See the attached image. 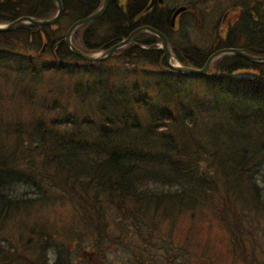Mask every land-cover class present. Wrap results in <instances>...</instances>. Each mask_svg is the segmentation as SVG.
I'll use <instances>...</instances> for the list:
<instances>
[{
	"label": "trees",
	"instance_id": "1",
	"mask_svg": "<svg viewBox=\"0 0 264 264\" xmlns=\"http://www.w3.org/2000/svg\"><path fill=\"white\" fill-rule=\"evenodd\" d=\"M101 1L62 0L64 9L56 25L62 22L69 25L90 14ZM0 4V8L4 6L3 9H7L4 13L0 9V20H10L26 14L48 18L56 11L54 0H39V7L37 0H0ZM144 5L140 3L141 12H147L142 11ZM24 10H27L26 13ZM121 20L122 12L118 8L117 0H110L104 15L84 24L73 36L79 39L82 47H87L89 42H95L94 45L88 46L89 51L104 50L122 39L130 29L148 23L141 20L133 25H124ZM42 27L43 25L21 24L8 33L10 35L5 33V36L10 39L11 36L17 37L19 32H22L25 37L22 41L27 38L31 45H36L37 39L41 43L43 41L40 29ZM101 27H107L102 36ZM43 34L46 35L47 43L51 44L53 38H48L50 32ZM150 37H153L152 34L144 31L138 35L141 43ZM63 38L64 35L56 34L54 42L63 45ZM6 46L0 45L3 53H6ZM9 46L11 47L8 49H12L15 45ZM16 52L21 54L20 51ZM27 53L32 55L33 51ZM261 53L264 54V51ZM115 56H118L119 61H123L126 67L130 63L131 68H136V64L131 63L132 59L136 58L156 70L142 74L148 77L138 81L143 88L144 84L153 88L171 85L172 76H176L175 82H181V77L185 76V73L161 69L160 62H163V59L158 58L156 51L130 45L116 50L111 57ZM33 57L16 60V63L18 66L23 62L31 65ZM179 58L191 66L204 62V58L198 57ZM60 60L83 62L87 66L84 70L77 67L72 70L68 67L69 64L60 67L61 70L68 68L66 70L71 72L67 73L73 75L80 71L89 74L96 72L94 75L97 80L88 82L86 87L83 83L74 87L71 93L78 104L73 109L76 112L64 115L62 120L60 117L55 119L53 124L56 126L59 123L57 128L39 122L40 120H33L24 124L26 139L24 136H18L17 141L12 144L7 141L11 131L1 125L0 121V229L5 219L32 203L30 198L16 197L10 193L7 184L10 183L9 177L14 174L15 177H18V174L19 177H24L26 182H32L37 192H42V186L50 185L56 189L66 188L68 193H73L80 199L89 196L91 203L86 209L90 215L99 208L97 201L104 194L105 199L109 200L115 196L130 197L142 211L158 212L161 209L162 214L167 216L181 210L182 206L192 210L206 204L213 211V208H217L215 200L212 201L213 197L215 199V192L221 191L225 202L216 209L218 219L225 222L224 227L233 235L232 239L237 236L241 227L250 225L252 212L258 214L262 211L264 200L260 198L262 194L253 180V174L257 170H253V167H258L264 160V64L251 63L237 55H224L214 61L213 76H201L205 78L210 92L214 95V104L208 106L206 112L212 116L211 120L215 118V133L226 134L228 130H236L241 134L228 136V141H214L206 140L202 134L195 137V132L199 131L198 127L207 125V121L199 120L203 116L200 106L189 103L184 106V102L180 100H169L167 90H164L161 97L164 105L149 108L145 123L133 124L132 120L136 119L135 106L140 108L147 102L145 96L136 93L139 85L134 87V84H130L126 79L120 82L118 78H112L113 68L109 65L102 68L104 61L89 62L69 50L61 55ZM54 66L49 69H56ZM245 67H253L255 70L243 75L235 74V70ZM225 69L232 74L224 73ZM138 70L143 71L141 68ZM138 70H134V73H138ZM139 74L141 73L137 75ZM168 97L171 98V95ZM1 115L4 114L0 110ZM24 115V119L17 120L23 123L30 119L26 117L27 113ZM28 115L33 118L32 114ZM18 125L20 127L22 124ZM130 127L135 129V134L131 132L129 135ZM204 141L208 144H204ZM228 142L229 146L226 145ZM218 178L223 182V187L218 185ZM144 179H152L162 184L171 183L182 188L184 183H187L189 187L185 198L182 191L143 192L139 181ZM228 200L242 206V211L239 207L236 209L237 217H227ZM100 204L103 205L102 202ZM243 204L247 205V209H244ZM117 207H121L123 213L128 212L124 203ZM91 219L94 220L93 216ZM131 221V224L136 226V219ZM92 229L95 231L94 227ZM94 231H91V234ZM102 233L99 231L92 235V245H99ZM7 248L0 242V263L8 260L5 256L10 255ZM242 249L246 251L245 247ZM259 262L264 264L262 259ZM55 264H59V259Z\"/></svg>",
	"mask_w": 264,
	"mask_h": 264
},
{
	"label": "rangeland",
	"instance_id": "2",
	"mask_svg": "<svg viewBox=\"0 0 264 264\" xmlns=\"http://www.w3.org/2000/svg\"><path fill=\"white\" fill-rule=\"evenodd\" d=\"M37 2L39 3V0H37ZM54 3L56 5L55 15L57 12V4L55 1ZM205 4L206 3L202 0H198V6L201 9L204 8ZM3 8L4 6L0 8L2 12H7V9ZM23 9H25V7H23ZM26 11L27 10H24L23 12L26 13ZM28 16L34 17L33 15ZM14 19L0 20V24L10 23ZM56 23L57 22L50 25H43V27L40 28L42 30L43 44L39 42L40 40L38 41V39L36 45H31L26 40L27 38L22 41L21 39L25 37L22 36V32H19L17 37L11 36L12 38H10L12 39L11 44L13 46L15 45L12 49H8V47H11L8 45L6 46V53L0 50V110L2 114H4L1 115L0 118L5 122L1 119L0 121L3 123H1V125L6 126V128L11 131L7 141L12 144L15 140L17 141L18 136H24L26 139V128L24 124L31 123L33 120H40L39 122H45L47 125L57 128L59 123L55 126V124H53L55 119L59 117L61 119L64 115L75 114L76 112L73 109L78 104L71 93L74 87L78 83H83L86 87L88 86V82L92 83V81L97 80L96 75H94L96 72L89 74L80 71L73 75L67 73V71H70L66 70L68 68L61 70L60 66L65 64H69L70 66L68 67L72 70L76 67L84 70L87 66L83 62L77 60L76 62L75 60H58L54 57L55 55L47 51L48 49L46 47L44 48V42L47 41L45 38L46 35H44L43 32L46 34L50 32L48 38L52 37L53 43L56 34L64 35L65 38L66 31L72 24L70 23L68 25L62 22L56 25ZM21 24L30 23L22 22L16 26ZM84 24H81L74 30L71 35V42L87 55H94L101 52L102 49L89 51L90 47L88 46L94 45L95 42H89L90 44H88L87 47H82L79 44V39L77 37L74 38L73 34L77 30L82 29ZM50 29L52 30L50 31ZM101 29H103L101 30L102 36L107 27H101ZM13 30L14 28L10 31L8 30L7 35H10L8 33ZM5 37H7L5 33H0V40ZM17 40L20 41L18 42ZM121 40L123 39H120L116 43ZM140 45L154 48L148 43L141 42L138 43L136 47L141 49ZM158 45L159 47L161 46L160 48L163 50V45L160 41L157 42V46ZM40 48L43 49L42 52ZM16 51H20L21 54ZM28 51H33L32 55L28 54ZM28 56H35L33 57L34 61L31 59V65L23 62L18 66L16 60L29 59L26 58ZM117 57L118 56L112 58L109 56L105 60H102L104 61V66H102V68L109 65L113 68L112 78H118L120 82H124L126 79L130 84H134V87H136V84L139 85V88L136 89V93L145 96V100H147L144 106L143 104L140 108L135 106L136 119L132 120L133 124L138 122L145 123L147 114L150 111L149 108H159L164 105L161 97H163V91L167 90V98L169 100H180L184 102V106L189 103L190 105H198L202 109L203 116L200 117L199 120L200 122L207 121V125L198 127L199 131L195 132L196 138L199 136L198 134H202L206 140L219 141L223 139L228 141V136L241 135L236 130H228L226 133L227 135L224 133H215V118L211 120L212 116L206 112L209 108L208 106L214 104V95L210 92L209 85L204 80L205 78H201L200 75L194 76L185 74V76L183 75L181 77V82H175L177 78L176 76H172L170 78L172 80L171 85L167 84L153 88L147 87L144 84L143 88L138 84V81L147 79L148 77L142 74L148 73L149 71L155 72L156 70L152 66L136 58L134 60L132 59L131 62L136 64V68H131L132 66L130 63L128 67H126L123 65L124 62L119 61L120 58ZM80 58L83 59L82 57ZM74 62L75 65L73 64ZM171 62L194 67L179 62L177 59L176 61L172 59ZM53 65H55L54 67L56 69L50 70L49 68ZM45 66H47V68L44 69ZM139 68L143 69V71L138 70ZM250 69L252 71L255 70L253 67ZM134 70H138V73L141 74L137 75L138 73H134ZM103 72L104 69L102 70V73ZM170 79L168 81H170ZM112 82L118 83L117 81ZM176 83L180 84L176 85ZM176 88H178V90H176ZM86 89L87 88H85V90ZM168 95H171V98H169ZM26 113V117L30 118L29 120L23 123L17 120L24 119V114ZM28 114H32L33 118ZM18 123L22 125L19 127ZM129 129V135L132 134L131 132L135 134L134 128L130 127ZM203 143L208 144L207 141ZM229 144L230 142L226 145L229 146ZM204 152L206 153L205 150ZM205 158L207 159V157ZM256 168L257 170H255ZM253 170H255L253 174L254 177L252 176L253 180L257 183L262 194L260 198L264 200V160L261 161L258 167H253ZM17 176L18 177H15V174L13 175L15 179L11 176L9 177L10 183L7 184V186L10 188V193L16 197L30 198L32 203L29 207H27V205L23 206L21 209L14 212L13 216L8 217V219L2 222L0 242H3V244L8 247V254L10 255H5L8 260L0 264H33V261L34 264H36V260L38 264H55L57 263V259H59V264H102L97 253L91 254L90 250L92 248L98 249L106 244H108L109 257L113 256L115 261H119L121 255L128 254L123 253L119 245L129 243L128 239L131 237L130 233H135L137 229H140L147 234L149 227L152 226V228H154L153 235L155 236V243L161 246L167 244L172 245L173 253L175 252L178 259H180V246L187 245V247H185L187 248V264H253V262L254 264H259L260 259L264 261V208L258 214L252 212L251 216L253 218L250 220V225L245 226V224H243L245 228L241 227L238 232L235 229L238 234L232 239L233 235L224 227L225 222L218 219V207L225 202V197H223L221 191L215 192V199L213 197L212 201L215 200L217 208H213V211L210 207L206 206V204L199 205L192 210L185 209V207L182 206L181 210H176L174 214L167 216L162 214L163 211L161 209L158 210V212L148 210L142 211L137 208L133 203V199L130 197L115 196V198L109 200L105 199L106 195L104 194L99 201H97L99 208L91 212L90 215L86 209L87 206L89 207L88 204L91 203V198L89 196H86L85 199H80L75 194L68 193V189L66 188L56 189L50 185L42 186V192L39 190L37 192V188L32 185V182L24 181V177H19V174ZM139 182V185L142 187L140 189L143 192L150 193L165 190L171 192L182 191L184 198L186 197L185 192H187L189 187L187 183H184V188H182L181 186L171 183L162 184L161 182H155L152 179H144V181ZM217 183L218 185L221 184L220 187L224 186L219 178ZM204 201L206 202L207 200L204 199ZM101 202L103 203L102 206H100ZM226 202L227 205L229 204L227 217H237L238 212L236 209L239 207L241 210L242 206H237L236 203L234 204L230 200ZM123 203L125 204V210L128 209V212L123 213L121 207H117L119 204L123 205ZM246 206L247 205L243 204L244 209H247ZM92 216L95 221L91 219ZM130 218L138 221L137 227L131 224L132 219ZM92 226L95 228V231L92 229ZM91 231H94L93 234L99 231L103 232L97 247H94L96 245H92L94 242H92L93 234H91ZM134 238V244L140 243L136 236H134ZM234 240L238 241L235 242ZM234 246L237 248H233ZM242 247H245L246 251H243ZM158 248L157 246V262L165 258L159 256L158 252H162L165 255L169 253L164 250L166 248L163 250ZM234 249L236 251H233ZM177 256H173L174 263L172 264H177L175 263ZM253 258L255 261H253Z\"/></svg>",
	"mask_w": 264,
	"mask_h": 264
},
{
	"label": "flooded vegetation",
	"instance_id": "3",
	"mask_svg": "<svg viewBox=\"0 0 264 264\" xmlns=\"http://www.w3.org/2000/svg\"><path fill=\"white\" fill-rule=\"evenodd\" d=\"M151 1L152 4L146 9ZM202 1L206 3L202 9L198 6V0H117V3L120 12H122L121 22H124V25L127 23L133 25L141 20L147 21L148 23L143 25L151 26L165 37L166 48L170 53L171 60L173 59L176 61L177 59L179 62H182L179 60L180 56L183 58H204L203 63L194 66L200 68L205 64L206 59L213 52L224 48H238L252 55H264L261 53L264 51V0ZM140 3L145 4L142 11L147 12H141ZM37 5L39 6L38 2ZM181 7H183V9L173 16L175 11ZM104 13L102 15H104ZM143 25H138L137 27L130 29L122 39H125L133 30ZM16 27L17 26H15L14 29ZM142 31L152 34L153 37L147 38L144 43L153 46L154 48L148 50L156 51L159 56L158 58L163 59V62H160L161 69L175 71L166 66V54L160 48L161 46H157V42L160 41L162 44V41L156 33L148 30H141L132 36V41L137 44L140 43L138 35ZM7 32L8 31L0 33ZM11 42L10 39L4 38L0 40V45H10ZM62 43L65 47L58 42L52 44L44 42V48L46 47L48 49L47 51H50L55 55L54 57L59 60L63 53L67 50L70 51L64 40ZM130 45L138 46L133 43H127L118 49ZM42 50L43 49L40 48L41 52ZM224 55L233 56L237 54L230 52L222 53L214 58L210 63L208 74L206 76H213L215 74V69H212V65L214 61ZM228 72L229 70L225 69L224 73L227 74ZM246 72L252 73L253 71L247 67L235 70V74L239 75H243V73L245 74ZM229 74L232 73L229 72ZM130 234L131 237L128 239L129 243L119 245L123 253H128L126 255H121L119 261H115L113 256L109 257L108 244L102 245L98 249L92 248L90 252L91 254L97 253L102 264L174 263L173 256L176 257L177 255L175 252L173 253L172 245H156L155 236L153 235L154 228L149 227L147 234L140 229H137L135 233L133 232ZM134 236L138 238L140 243H133V240L135 239ZM157 246L159 247L158 249L163 250L166 248L164 250L169 252L167 255L158 252L159 256L165 257L158 262ZM183 246L184 245L180 246V259H178L177 256V260L175 261L177 264H187L188 262L187 248H185L187 246ZM85 251L88 252L87 250Z\"/></svg>",
	"mask_w": 264,
	"mask_h": 264
},
{
	"label": "water",
	"instance_id": "4",
	"mask_svg": "<svg viewBox=\"0 0 264 264\" xmlns=\"http://www.w3.org/2000/svg\"><path fill=\"white\" fill-rule=\"evenodd\" d=\"M54 1L57 4V12L53 17L48 18V19H42V18L40 19V18L28 16V15H23V16H20V17L14 19L10 23L0 24V31L11 30L14 28V26H16L17 24L22 23V22L30 23V24H36V25H50V24L57 22L61 16V14H62V11H63V4H62L61 0H54ZM109 3H110V0H102V3L99 5V7L95 11H93L92 13H90L89 15H87L85 17H82V18L74 21L66 31L64 41H65L67 47L70 49L71 52H73L74 54H76L79 57H82L83 59H85L87 61L94 62V61L104 60V59L108 58L116 49H118L119 47H121L127 43H133V44L138 45L137 43L132 41V36L138 31L148 30V31H151L153 33H156L160 37L162 44H163V50L166 54V60H165L166 66L168 68L173 69V70L178 71V72L193 73V74L205 76L208 74V69H209L211 61L214 58H216L217 56H219L220 54L229 53V52L237 54V55L243 57L244 59H246L247 61H249L251 63H259V64L264 63V55H262V56L252 55V54H249V53L243 51L242 49H238V48H224V49L217 50V51L213 52L206 59L205 64L200 68L185 66L182 64H174L171 62L170 53L166 48L165 37L160 32H158L157 30H155L151 26H147V25L140 26L137 29L133 30L125 39H123L120 42L112 45L108 49H105V50H103L97 54H94V55H87L83 51H81L80 49H78L76 46L73 45V43L71 42V35L74 32V30L78 26H80L81 24L87 23V22L101 16L106 11V9L108 8ZM151 4H152V1L148 4L146 9H148ZM181 9H183V7L177 9L173 16H175ZM140 47L143 49H151L149 47H143L141 45H140Z\"/></svg>",
	"mask_w": 264,
	"mask_h": 264
}]
</instances>
